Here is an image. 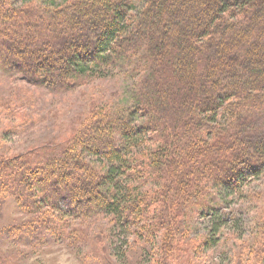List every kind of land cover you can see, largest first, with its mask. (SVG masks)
<instances>
[{"label":"trees","instance_id":"trees-1","mask_svg":"<svg viewBox=\"0 0 264 264\" xmlns=\"http://www.w3.org/2000/svg\"><path fill=\"white\" fill-rule=\"evenodd\" d=\"M0 69L55 92L133 75L128 101L93 93L65 133L0 154V222L7 204L23 218L0 244L58 243L93 217L122 245L155 242V264H191L188 250H216L230 220L212 196L264 174V0H0ZM15 106L0 97V112ZM194 216L210 227L190 238ZM87 244L89 264L121 261L108 231ZM248 252L264 262V247L237 257Z\"/></svg>","mask_w":264,"mask_h":264},{"label":"rangeland","instance_id":"rangeland-1","mask_svg":"<svg viewBox=\"0 0 264 264\" xmlns=\"http://www.w3.org/2000/svg\"><path fill=\"white\" fill-rule=\"evenodd\" d=\"M17 6H20V1ZM114 74V78L109 76L102 80H92L80 84L69 92H55L29 87L17 75H11L0 69V97L12 99L16 104L14 115L0 112V154H21L33 145L65 133L68 130L67 125L76 122L78 115L87 113L89 104L95 101L92 100L95 99L93 93L100 95L99 97L104 101L107 99L113 103L115 100L117 103L128 101L133 75L125 74L124 69L122 74L126 77L117 72ZM30 89H34L31 92L34 95L33 100L30 99ZM21 101L22 103L19 104ZM20 115L27 120L22 123L18 117ZM220 192L222 191H217ZM212 199L213 205L219 208V213L229 215L230 220L226 219L227 223L220 228V240L216 250L204 251L202 247L197 251L188 250L190 263H259L257 259H253L251 252L244 253L241 257H237V252L243 247H264L263 244L257 246L251 243L256 238L258 213L264 209V174L247 186L241 195L224 197L217 194L212 196ZM3 214L0 228L23 221L14 207L8 204ZM209 221L207 216L205 218L194 216L191 219L190 238L199 233H206L210 227ZM79 225V232L71 233L70 239L58 243L48 239L47 243L40 247H30L31 245L21 243L14 246L11 243L12 238H9L8 241L5 240L0 244V264H89L87 241L89 242L98 230L103 233L108 231L111 239L109 251L116 249L114 253L121 254V261L118 263H115V259H110L112 264H155L156 259L161 258L155 253L157 249L155 242L146 245L136 244L133 247L122 245L121 237L118 240L117 235H114L115 231L110 228L108 219L94 221L93 217H90ZM131 241L132 238H129L130 243ZM127 249L129 252L124 255L123 252ZM179 264H184V260Z\"/></svg>","mask_w":264,"mask_h":264}]
</instances>
